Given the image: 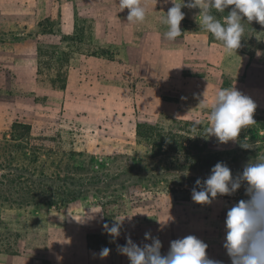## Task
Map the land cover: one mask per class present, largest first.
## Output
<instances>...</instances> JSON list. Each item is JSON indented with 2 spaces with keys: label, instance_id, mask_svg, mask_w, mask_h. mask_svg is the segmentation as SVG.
Instances as JSON below:
<instances>
[{
  "label": "rangeland",
  "instance_id": "1",
  "mask_svg": "<svg viewBox=\"0 0 264 264\" xmlns=\"http://www.w3.org/2000/svg\"><path fill=\"white\" fill-rule=\"evenodd\" d=\"M30 4L35 11L27 10ZM66 4L0 0V135L15 123L28 125L33 141L47 154L38 166L46 164L52 172L53 164L75 168L94 161L97 172L82 175L90 181V193L62 210L40 201L30 205L0 201V264L9 254L23 256L25 248L27 257L40 258L44 264H54L59 255L76 258V264H130L119 252L129 236L143 246L151 243L145 240V233H150L161 241L163 254L171 241L188 235L202 240L207 233H216L217 218L243 200L244 189L210 204H198L192 196L182 201L186 195L169 191L180 190L178 184L186 177L196 185L203 172L190 169L182 158L176 163L172 154L153 157L138 127L147 124L177 132L181 122L186 128L181 135L199 147L207 143L211 153L227 155L239 147V139L223 144L206 129L217 93L236 88L256 104V123L249 127H262L264 136V25L250 24L245 17L241 46L229 52L200 27L199 9L182 8L184 33L173 47L135 50L115 43L98 49L88 44L87 14L104 7L112 10L113 3L96 0L79 8ZM230 11L212 9L211 14L223 22ZM9 15L13 19L8 25ZM33 17L39 30L20 34L23 19L33 24ZM165 19L159 21L166 25ZM72 25L79 28L73 31ZM17 164L30 162L20 159ZM160 178L170 183L169 188H164L166 182L153 186ZM83 183L66 179L63 184L76 191ZM205 219H212L210 225ZM115 220L121 223L119 237L103 228ZM19 233L23 235L18 237ZM104 248L110 249L107 257L100 256Z\"/></svg>",
  "mask_w": 264,
  "mask_h": 264
},
{
  "label": "clouds",
  "instance_id": "2",
  "mask_svg": "<svg viewBox=\"0 0 264 264\" xmlns=\"http://www.w3.org/2000/svg\"><path fill=\"white\" fill-rule=\"evenodd\" d=\"M169 0H165L168 3ZM164 23L168 27L165 38L174 41L184 32L181 22L185 19L182 8L199 9L197 20L200 27L211 33L216 41L231 52L241 46L244 28L242 21L247 18L264 25V0H170ZM119 8L128 10V23H142L146 18V9L141 0H119ZM223 13L231 9L223 22L211 14V10ZM202 104L206 102L202 99ZM256 104L251 98L241 94L236 88L222 89L217 93L211 112L208 136L216 137L220 143L237 141L243 129L255 124L253 119ZM243 148L251 147L245 142ZM245 187L248 199L241 200L227 210L225 220L224 248L231 264H264V159L247 164L242 173L233 176L231 169L223 162H218L210 175L201 181L196 180L192 189V200L198 204H210L219 196L236 193ZM103 228L112 237H119L121 223L115 220L111 225L104 223ZM145 240L151 243L137 245L131 237L119 252L125 255L130 264H222L221 261L208 257V245L193 235L171 241L166 255L161 253L162 243L159 238L145 233ZM110 249L104 248L101 257H107Z\"/></svg>",
  "mask_w": 264,
  "mask_h": 264
},
{
  "label": "trees",
  "instance_id": "3",
  "mask_svg": "<svg viewBox=\"0 0 264 264\" xmlns=\"http://www.w3.org/2000/svg\"><path fill=\"white\" fill-rule=\"evenodd\" d=\"M178 124H180V128L177 132H173L171 129L165 132L160 127L147 124L139 125L138 131L140 137L147 138L149 145H151L153 157L162 158L167 154H172L175 156L176 163L182 158L190 169H201L203 172L201 181L210 175L211 169L218 162L226 164L235 177L240 175L244 167L250 162L264 159V136L260 135L262 127L251 128L248 126L243 129L239 137V147L232 153L224 155L211 153L209 145L205 142H203V147H199L196 141L181 135L180 132H184L186 128L183 127L184 123L178 122ZM186 125L190 126L189 123ZM188 134L191 135V132L188 131ZM205 136L206 133L203 134V137ZM247 136L249 137L247 143L251 147L243 148L241 144L245 142ZM45 156L47 154L44 153L43 146L36 145L33 141L31 128L28 125L15 123L8 132L0 135V201L18 205L38 204L40 201L44 202L47 207L55 206L56 210H62L67 204L90 193L88 189L90 181L87 182V179H82V175L97 172L94 161L83 162L75 168H71L70 165L61 164L58 166L53 164V171L48 172L45 163L43 166L37 165ZM20 159L29 161L30 164L19 166L17 162ZM176 167L178 168V164ZM66 179L71 181L79 179L83 180L84 183L80 186L81 189L68 191V187L64 185ZM165 182L164 188H169L170 183L162 178L152 183L153 186H158ZM191 183V179L183 178L178 184L180 190L171 189L169 192L173 194L182 192L186 196L181 200L187 201L192 196V189L196 187V185H190ZM56 184H61V186L55 187ZM241 189H244L241 198L243 200L248 199L245 187L242 186ZM100 193L104 192L101 191ZM175 199L178 200L177 195H175ZM104 200L105 197L102 196L103 208L105 207Z\"/></svg>",
  "mask_w": 264,
  "mask_h": 264
},
{
  "label": "crops",
  "instance_id": "4",
  "mask_svg": "<svg viewBox=\"0 0 264 264\" xmlns=\"http://www.w3.org/2000/svg\"><path fill=\"white\" fill-rule=\"evenodd\" d=\"M43 2H50L51 0H38ZM96 0H61L62 6L67 4H71L73 7L79 8L81 4L85 2L94 3ZM102 2L111 1L113 3L112 10H107V7L103 8L99 13L89 12L87 14L88 22L91 25H88L85 30L89 32L91 35V41L88 42L89 46L92 48L105 49L108 48L109 45L118 44L120 46L124 45L127 48L135 49V50H146L152 49L155 45H161L162 48H169L170 44L173 47L175 44L174 41H169L165 38V33L168 31L167 25H163L159 20L161 17L166 18V13L168 11V3H165V0H141L142 6L146 9V18L142 23H128L127 22V14L128 10H121L119 8V0H99ZM180 0H175V2H179ZM32 2V0H31ZM60 2V1H59ZM66 4V5H67ZM167 4V5H166ZM173 6V5H172ZM35 11L33 5H28L27 10ZM187 11H191L193 8H183ZM7 12H13L12 9H9ZM57 18L56 14L53 15V18ZM11 19L13 17L11 15L8 16V25L11 23ZM15 19V18H14ZM32 23L30 24L27 21V18H24V28L22 33L20 34H29L35 33L39 30V26L34 24V17L31 18ZM15 22V20H14ZM73 23V22H72ZM68 27V26H67ZM76 25H72L73 31L77 28ZM59 30H54V33H57ZM60 33L63 30L60 29ZM93 44V45H91ZM97 44V45H96ZM131 64V63H130ZM227 213V212H226ZM227 215V214H225ZM212 220V219H211ZM208 221L205 219V224H209L212 221ZM226 216L217 218L216 233H207L203 236L202 241L210 244L207 248V255L209 258L221 261L222 264H231V260L226 253V249L224 248V239L225 235L223 233V229L225 227ZM26 223V221H25ZM23 234L19 233L17 236L21 237ZM11 250L10 247H7L6 251ZM4 252L5 250L2 249ZM27 248L23 250V256H12L7 255V260H4L2 264H44L40 263V258L31 259L27 257ZM167 252L163 253L166 255ZM67 259H63V257L56 256L54 260V264H68L71 259L72 264H76V258H71L66 255ZM50 260V259H47ZM70 263V264H71Z\"/></svg>",
  "mask_w": 264,
  "mask_h": 264
}]
</instances>
